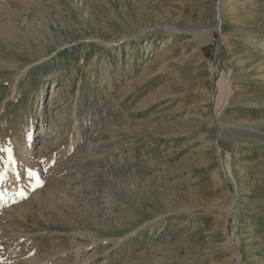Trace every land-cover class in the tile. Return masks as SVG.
Wrapping results in <instances>:
<instances>
[{
	"label": "rangeland",
	"instance_id": "obj_1",
	"mask_svg": "<svg viewBox=\"0 0 264 264\" xmlns=\"http://www.w3.org/2000/svg\"><path fill=\"white\" fill-rule=\"evenodd\" d=\"M0 149L5 264H264V0H0Z\"/></svg>",
	"mask_w": 264,
	"mask_h": 264
},
{
	"label": "bare ground",
	"instance_id": "obj_2",
	"mask_svg": "<svg viewBox=\"0 0 264 264\" xmlns=\"http://www.w3.org/2000/svg\"><path fill=\"white\" fill-rule=\"evenodd\" d=\"M220 73H221V70H217V75H218V78L220 77L219 75H220ZM217 109H218V106H217ZM33 139V138H32ZM45 139H47V137H45ZM41 145L42 146H44V143H41ZM46 146V145H45ZM47 149V148H46ZM10 172V171H9ZM11 174V173H10ZM13 174V173H12ZM227 176V175H226ZM8 177V175L6 176V178ZM6 178H3L2 180H0V185H2L3 184V182L5 181V179ZM10 178H12V177H10ZM228 178H231V177H229L228 176ZM16 183H18V181H20L21 180V178H20V175H17L16 176ZM11 185H13V183L11 182L10 183V185H9V187L6 189H1V192H0V198H4V200H5V202L6 203H8V200L7 199H9V198H7L6 197V195H7V190L8 189H10L11 188ZM17 185V184H16ZM16 185H13V186H15L16 187ZM1 187V186H0ZM17 189V188H16ZM10 191V190H9ZM6 194V195H5ZM6 197V198H5ZM14 198V197H13ZM16 198V197H15ZM14 201V200H13ZM13 201L11 202H9V204L8 205H11V204H13ZM15 205V204H14ZM9 208V207H8ZM14 208H16L15 206L13 207V208H9V210H14ZM8 210V211H9ZM6 211V210H5ZM7 211V212H8ZM2 237V236H1ZM4 245V244H3ZM5 249V248H4ZM3 250V249H2ZM8 252V253H7ZM7 253V254H6ZM12 253L10 252V251H4V252H0V260L2 261L3 260V263L1 262L0 264H5V263H7V262H11L12 260Z\"/></svg>",
	"mask_w": 264,
	"mask_h": 264
},
{
	"label": "snow or ice",
	"instance_id": "obj_3",
	"mask_svg": "<svg viewBox=\"0 0 264 264\" xmlns=\"http://www.w3.org/2000/svg\"><path fill=\"white\" fill-rule=\"evenodd\" d=\"M0 150H2V151H8L9 153L11 152L10 149H0ZM37 183H39V181H37Z\"/></svg>",
	"mask_w": 264,
	"mask_h": 264
}]
</instances>
